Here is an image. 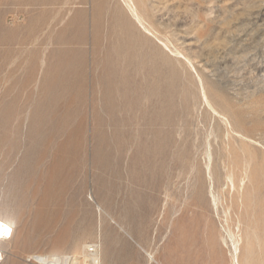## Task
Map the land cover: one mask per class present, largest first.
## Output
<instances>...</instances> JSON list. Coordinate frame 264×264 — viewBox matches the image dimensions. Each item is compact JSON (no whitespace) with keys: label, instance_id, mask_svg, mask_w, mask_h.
<instances>
[{"label":"rangeland","instance_id":"374dc122","mask_svg":"<svg viewBox=\"0 0 264 264\" xmlns=\"http://www.w3.org/2000/svg\"><path fill=\"white\" fill-rule=\"evenodd\" d=\"M134 2L0 0V264H264V0Z\"/></svg>","mask_w":264,"mask_h":264},{"label":"bare ground","instance_id":"6f19581e","mask_svg":"<svg viewBox=\"0 0 264 264\" xmlns=\"http://www.w3.org/2000/svg\"><path fill=\"white\" fill-rule=\"evenodd\" d=\"M121 2L123 3L124 7L127 9L128 13H129V17H130L132 23L134 24V26L138 29V31L140 32V25L143 27V29L147 30V28L143 25L142 18L140 16V11H139L137 5L135 4L134 0H121ZM163 45L169 50V52L172 53V55L174 54L172 52V50H170L166 44L163 43ZM173 51L175 52V50H173ZM188 63H190V62L188 61ZM191 67H192V65H191ZM198 80L201 83V80L199 78H198ZM202 97H203L204 101L206 102L205 104H207L208 107L211 108V110L215 114H218L210 105L203 88H202ZM233 184H234V182L232 180V185ZM213 204H214V201H213ZM2 217H0L1 226H3L4 230L8 229L9 230L8 232L12 231V233H13V223L11 221L7 220V218L4 219ZM7 217H9V216H7ZM245 218H246V216H245ZM11 237L8 240H10ZM255 238H256V242H257L256 246L260 248L261 241L259 240V238L257 236ZM8 240H5V241H8ZM247 245L249 246L250 254L253 253L254 244L249 241L247 243ZM232 246H233L232 264H240L242 244H239L238 240L232 239ZM89 247L90 246H84L82 249V253H81V257H80L81 264H87V263L99 264V262H100V258L98 255L99 253L97 252L96 249L94 250L93 253H89L88 252ZM1 260H2V253L0 251V262H1ZM34 261L37 264H78L77 260L75 258L66 256V255H58V254H52L49 256H35Z\"/></svg>","mask_w":264,"mask_h":264},{"label":"built area","instance_id":"2783aa9c","mask_svg":"<svg viewBox=\"0 0 264 264\" xmlns=\"http://www.w3.org/2000/svg\"><path fill=\"white\" fill-rule=\"evenodd\" d=\"M12 234H13L12 231L6 233L3 226H1L0 224V242L8 240L12 236ZM94 250H95V247L88 248L89 253H93Z\"/></svg>","mask_w":264,"mask_h":264},{"label":"snow or ice","instance_id":"6c2138e0","mask_svg":"<svg viewBox=\"0 0 264 264\" xmlns=\"http://www.w3.org/2000/svg\"><path fill=\"white\" fill-rule=\"evenodd\" d=\"M9 230L8 229H5V232L7 233Z\"/></svg>","mask_w":264,"mask_h":264}]
</instances>
